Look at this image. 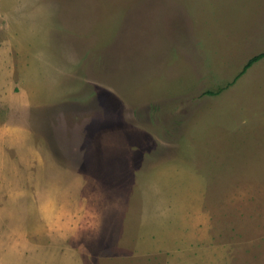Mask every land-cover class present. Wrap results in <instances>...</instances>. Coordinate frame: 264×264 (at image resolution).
I'll list each match as a JSON object with an SVG mask.
<instances>
[{"label":"rangeland","instance_id":"rangeland-1","mask_svg":"<svg viewBox=\"0 0 264 264\" xmlns=\"http://www.w3.org/2000/svg\"><path fill=\"white\" fill-rule=\"evenodd\" d=\"M264 0H0V264H264Z\"/></svg>","mask_w":264,"mask_h":264},{"label":"trees","instance_id":"trees-1","mask_svg":"<svg viewBox=\"0 0 264 264\" xmlns=\"http://www.w3.org/2000/svg\"><path fill=\"white\" fill-rule=\"evenodd\" d=\"M262 59H264V52L259 53V54L255 55V56H253L252 58H250V59L245 63V65L243 66L241 72H239V74H237V75L233 78V80L231 81V84L226 85L224 88H219V89H218L217 91H215V92L212 91L211 93H210V92H206V93L209 94V95L214 96V95L218 94L219 92H221L222 90H225L227 87L231 86L234 82H236V81L238 80V78L241 77V76L243 75V72H245L248 68H250L254 63H256L257 61L262 60Z\"/></svg>","mask_w":264,"mask_h":264}]
</instances>
